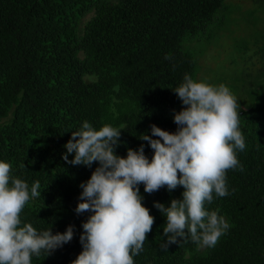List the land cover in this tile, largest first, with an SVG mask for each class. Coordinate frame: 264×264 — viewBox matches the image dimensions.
Masks as SVG:
<instances>
[{"label":"trees","instance_id":"1","mask_svg":"<svg viewBox=\"0 0 264 264\" xmlns=\"http://www.w3.org/2000/svg\"><path fill=\"white\" fill-rule=\"evenodd\" d=\"M239 1L0 0V161L10 163V175L29 189L36 181L41 185V195L20 214L21 226L31 223L38 232L53 234L75 226L71 242L49 256L34 255L32 264H72L83 251L79 238L90 214L77 215L75 209L80 184L98 162L88 168L63 160L71 132L84 121L97 130L110 125L122 130L117 155L126 157L128 148L144 144L151 160L154 152L140 138L151 135L153 124L176 132L174 114L184 105L172 90L185 75L203 82L200 45L227 35L232 40L235 32L232 46L242 64L235 59L234 77L224 76L213 86L225 85L236 98L246 144L237 150L243 170H228L229 195L213 193V202L205 204L230 227L215 247L199 248L190 238H179L165 250L167 221L154 203L170 206L172 199L183 198L184 188L169 192L165 186L148 194L141 184L142 203L154 224L133 260L264 264V0ZM256 72L257 81L249 84Z\"/></svg>","mask_w":264,"mask_h":264},{"label":"clouds","instance_id":"2","mask_svg":"<svg viewBox=\"0 0 264 264\" xmlns=\"http://www.w3.org/2000/svg\"><path fill=\"white\" fill-rule=\"evenodd\" d=\"M166 60L171 55L165 56ZM184 105L174 114L176 132L151 125V135L143 134L154 154L145 155V146L128 148L127 156L117 155L122 130L104 125L95 129L84 121L64 145L63 160L73 166H98L83 189L75 209L77 215L89 213L83 222L80 243L83 251L72 264H134L133 256L143 250L152 231L154 217L142 203L140 185L153 194L167 187L169 192L184 188L182 199L170 206L155 202L166 217L163 228L167 239L161 247L179 238H190L199 248L215 247L230 225L218 211H207L205 204L229 195L226 173L243 170L237 150L246 147L239 130L236 98L228 87L196 82L185 75L183 83L172 90ZM74 158L69 160V155ZM11 164L0 161V264H32V257L71 242L75 226L53 234L52 229L38 232L31 223L21 226L20 214L30 199L39 197V181L29 185L10 175Z\"/></svg>","mask_w":264,"mask_h":264},{"label":"rangeland","instance_id":"3","mask_svg":"<svg viewBox=\"0 0 264 264\" xmlns=\"http://www.w3.org/2000/svg\"><path fill=\"white\" fill-rule=\"evenodd\" d=\"M239 2H242V0ZM258 28L263 29V26L258 25ZM235 29L236 28H233L232 30L227 31L226 34H228L229 32H235ZM251 31H254V27L251 28ZM238 36L239 32H235V35L233 36L232 40ZM232 40L227 35L223 36L221 40L215 41L211 44L204 43L200 45V48L197 50L199 53L198 58L200 66L199 76L204 83L213 85V83L216 82L217 79L223 78L224 76L225 78H227L228 76L234 77V71L236 70L234 68V65L232 64L237 58L238 63L242 64V61L239 60L240 55L235 51V48L232 46ZM197 46L198 44L194 43L192 48H197ZM257 73L258 72L253 73L252 75H250V78H247L249 84H253L257 81Z\"/></svg>","mask_w":264,"mask_h":264}]
</instances>
